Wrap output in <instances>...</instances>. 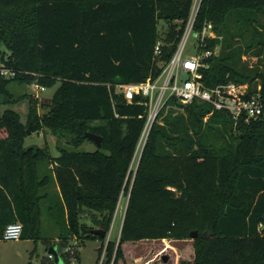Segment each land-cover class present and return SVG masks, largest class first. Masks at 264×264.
<instances>
[{"label":"trees","instance_id":"trees-1","mask_svg":"<svg viewBox=\"0 0 264 264\" xmlns=\"http://www.w3.org/2000/svg\"><path fill=\"white\" fill-rule=\"evenodd\" d=\"M194 3L0 0L1 62L18 71L0 77V105L20 102L36 82L56 87L42 105L30 97L26 122L14 110L0 115V241L9 224L21 223V239L47 240L56 232L64 242L102 240L98 263L104 255L102 264H155L150 253L139 258L141 245L198 231L194 259L182 264H264V122L236 125L204 102L166 107L133 170L147 107L107 86L157 77ZM262 15L264 0H201L195 29L211 22L217 38L209 45H221L202 69L207 87L248 85L264 101ZM161 21L168 24L165 37ZM247 55L256 66H247ZM39 107L48 109L42 117ZM30 124L69 146L58 143L55 156L49 147H27ZM86 133L103 138L95 151L79 150L93 142ZM122 193L129 200L120 238L106 241L91 231L108 235ZM87 216L91 225L83 222Z\"/></svg>","mask_w":264,"mask_h":264},{"label":"built area","instance_id":"built-area-1","mask_svg":"<svg viewBox=\"0 0 264 264\" xmlns=\"http://www.w3.org/2000/svg\"><path fill=\"white\" fill-rule=\"evenodd\" d=\"M200 2L201 0H195L184 35L175 53L157 77L151 76L140 83L107 85L110 90L113 87L115 94L122 95L129 104L138 99L147 107V119L134 159L140 160L152 127L158 121L163 109L173 105L188 106L194 102H204L210 104L213 111H226L233 117L236 125L240 122L246 125L264 122V101L261 99V94L250 95L248 85L231 83L209 88L204 84L202 69H207L209 67L207 60L216 55L215 49L209 45V40L217 38V34L211 22H206L201 31H196L195 24ZM193 34L195 42L188 46ZM160 54L159 43L155 48V56L158 57ZM17 73L18 71L11 68H0V77L3 78H15ZM32 85L37 89V94L46 91V87L37 82ZM112 104L115 109L116 102L113 96ZM22 234L23 225L11 223L6 227L2 240L18 241ZM47 256L50 261H55L54 254L48 253ZM103 259L104 255L99 264H102Z\"/></svg>","mask_w":264,"mask_h":264},{"label":"rangeland","instance_id":"rangeland-1","mask_svg":"<svg viewBox=\"0 0 264 264\" xmlns=\"http://www.w3.org/2000/svg\"><path fill=\"white\" fill-rule=\"evenodd\" d=\"M261 19H262V23H264V15L261 16ZM159 30L161 35L165 37V34L167 33L168 30V24L164 21H161L159 24ZM194 42H195V35L193 34L188 41V46H190ZM214 49L216 52L215 56H218L221 52L220 43H218L214 47ZM3 50H5V48H3ZM244 62L247 64L249 68H252L256 66V64L258 63V59L256 57H252V55H247L244 57ZM1 67H3V65L0 58V68ZM55 88L56 87L46 88L45 92L37 94V89H35L33 85H30L27 87L28 96L22 99L20 102L12 105H0V115L3 114V112H5L8 109L14 110L21 115L22 121L26 122L30 107V97L33 96L34 100L38 101V104L42 105L44 103H47L48 100H51L55 92ZM46 111H48V109L43 107H39L38 109V113L41 117L46 113ZM58 143L64 146H69L68 144H66L65 139H61L59 135L54 134L50 129L46 127H43L41 130H38L37 128V130L32 132V134L26 140L27 147L32 145L40 146V147H49L51 154L54 156L58 154V150H57ZM96 149H97V145L94 142H90V141H86L79 148L80 151H95ZM138 160L139 158L137 159L133 158L131 165V168H133V170H135L138 164ZM127 203H128V195L122 193L119 204L115 212L112 228L106 238L107 240H114L115 242L119 241V237L117 236L120 235V232L122 230V225H123L122 223H123ZM48 219L49 216H46L43 219L45 227H47L49 224ZM92 219L93 218L91 216H87V218H84L83 222H86L91 225ZM261 229L262 231H264V225L261 226ZM202 233L205 234V236L208 237L211 236L210 231H203ZM50 234L56 236V232H50ZM44 235L47 236V231L44 232ZM193 241L194 240L191 237H189L186 239H166L155 243L143 244L141 245L139 258L142 255H146L150 253L152 254L153 259L156 260L155 264H182L183 262H187V261L192 262L194 259ZM0 244H1L0 246L5 245L6 242L1 240ZM31 245H34L36 247L34 243H29L28 251H26V249L21 248L20 246L19 247L16 246V248L12 250V252L15 254L12 255L8 260H5V258L1 257L2 261L0 264H29L30 257L33 258L34 261H36V259L41 258L43 254L44 255L48 254L51 248L53 247L57 248L56 245L50 246L49 244H47L48 249L43 250V248L46 247L45 246L46 244L43 245V241H38L37 242L38 250L33 253L32 250L35 247L33 246L32 249ZM87 247L88 248L85 250V252L88 259L86 260L89 261L90 264L91 263L96 264L97 252L93 250L91 243H88ZM94 256H96L95 259ZM165 257H167L168 259L167 262L164 260Z\"/></svg>","mask_w":264,"mask_h":264},{"label":"crops","instance_id":"crops-1","mask_svg":"<svg viewBox=\"0 0 264 264\" xmlns=\"http://www.w3.org/2000/svg\"><path fill=\"white\" fill-rule=\"evenodd\" d=\"M117 237H119V235ZM38 241H43V245L46 244L45 245L46 247L43 248V250L48 249L47 244H49L50 246L51 245H59V247H60L59 248V256H60L61 261H62L61 264H90V262L86 260V259H88V257L86 256V252H85V250L88 248L87 247L88 243H91L93 250L97 252V261H98L99 250L101 249V247L103 245V241L100 239H88L83 244H81L80 239H78L77 237H70L66 242H64L63 240L59 239L57 236H53V235L47 240L46 239H40ZM38 241L33 240V239H20L18 241H11V242L5 241L6 244L0 246V263L2 261L1 257L5 258V260H8V259H10V257L12 255L15 254L12 252V250L14 248H16V246H18V247L20 246L21 248L26 249V251H28L29 243H34L36 245V247L34 245H31L32 249H33V246L35 247L32 250V252L33 253L36 252L38 250V247H37ZM106 241H108V240L106 239ZM86 242H88V243H86ZM64 243H66L65 246H64ZM75 250H77L76 257H74L75 256ZM95 258H96V256H94V259ZM97 261H96V264H97ZM52 262H55V261H49L47 254H45V255L43 254L42 257L36 259V261H34L33 258H31V257L29 259V264H34V263L35 264H49Z\"/></svg>","mask_w":264,"mask_h":264},{"label":"water","instance_id":"water-1","mask_svg":"<svg viewBox=\"0 0 264 264\" xmlns=\"http://www.w3.org/2000/svg\"><path fill=\"white\" fill-rule=\"evenodd\" d=\"M37 128H38L37 125L30 124L29 128L27 130L28 135L30 136L32 134V132L37 130ZM85 137L90 139L91 141H93L97 145V147H100L102 142H103V138L100 135L95 134V133H86ZM91 232L93 234L101 237V238L107 237V232L105 230H103V229H94ZM190 236H191L192 239H196L199 236V232L198 231H193V232H191ZM49 253L54 254L55 263L61 264L62 261H61V258L59 256V251H58L57 248H55V247L51 248L49 250ZM164 260L167 262V260H168L167 257H165Z\"/></svg>","mask_w":264,"mask_h":264}]
</instances>
